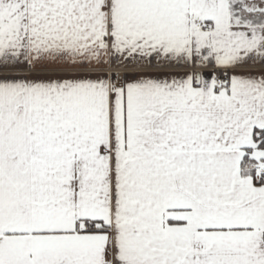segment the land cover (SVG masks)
<instances>
[{
  "label": "snow or ice",
  "instance_id": "snow-or-ice-1",
  "mask_svg": "<svg viewBox=\"0 0 264 264\" xmlns=\"http://www.w3.org/2000/svg\"><path fill=\"white\" fill-rule=\"evenodd\" d=\"M0 264H264V0H0Z\"/></svg>",
  "mask_w": 264,
  "mask_h": 264
}]
</instances>
